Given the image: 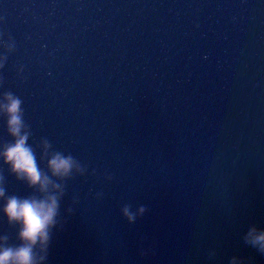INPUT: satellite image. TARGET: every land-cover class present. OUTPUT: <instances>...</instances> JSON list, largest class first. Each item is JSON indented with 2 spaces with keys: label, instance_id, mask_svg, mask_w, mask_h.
Masks as SVG:
<instances>
[{
  "label": "water",
  "instance_id": "obj_1",
  "mask_svg": "<svg viewBox=\"0 0 264 264\" xmlns=\"http://www.w3.org/2000/svg\"><path fill=\"white\" fill-rule=\"evenodd\" d=\"M0 189V252L10 198H57L36 264H264V0H0Z\"/></svg>",
  "mask_w": 264,
  "mask_h": 264
},
{
  "label": "clouds",
  "instance_id": "obj_2",
  "mask_svg": "<svg viewBox=\"0 0 264 264\" xmlns=\"http://www.w3.org/2000/svg\"><path fill=\"white\" fill-rule=\"evenodd\" d=\"M19 104L18 100H14L8 106V112L11 114L9 123L12 125L14 135H19L20 132L21 120L17 114ZM26 139L27 137H20L13 146L7 149L5 153L7 161L13 166L14 171L27 176L31 184H41L46 187L49 181L47 177L42 180L32 150L26 146ZM50 167L53 169L54 174H58L61 170L67 171L70 169L71 161L57 155L51 160ZM3 195V190L0 189V196ZM57 209L58 204L55 196L39 201L35 199L20 200L16 197L10 198L5 211L10 220L23 224L20 236L25 244L15 251L8 248L0 252V264H36L33 248L39 242L46 249L49 240V229L56 223ZM146 210L145 206H140L138 211L134 212L130 204H126L122 208L123 216L130 223H134L137 216H142ZM245 240L248 244L258 246L261 254H264V231L257 232V229L253 227L248 232ZM40 259L43 260L45 257H40Z\"/></svg>",
  "mask_w": 264,
  "mask_h": 264
}]
</instances>
